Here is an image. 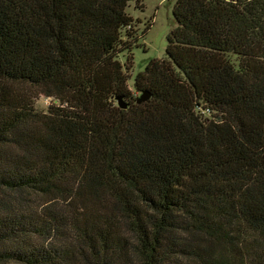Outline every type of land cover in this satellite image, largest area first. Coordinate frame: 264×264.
Listing matches in <instances>:
<instances>
[{"label": "trees", "instance_id": "16d2710c", "mask_svg": "<svg viewBox=\"0 0 264 264\" xmlns=\"http://www.w3.org/2000/svg\"><path fill=\"white\" fill-rule=\"evenodd\" d=\"M129 1L0 0V264H264V0H174L139 103Z\"/></svg>", "mask_w": 264, "mask_h": 264}, {"label": "rangeland", "instance_id": "374dc122", "mask_svg": "<svg viewBox=\"0 0 264 264\" xmlns=\"http://www.w3.org/2000/svg\"><path fill=\"white\" fill-rule=\"evenodd\" d=\"M143 8L137 7L134 0H130L126 11L135 19V33L137 39L130 49L131 63L126 65L128 87L137 94L133 88V79L137 72L144 69L145 63L152 57H164L167 43V34L174 25L172 7L174 0H141ZM127 51L118 54V59L126 64ZM51 99L43 95L37 97L35 104L43 109Z\"/></svg>", "mask_w": 264, "mask_h": 264}, {"label": "water", "instance_id": "95a60500", "mask_svg": "<svg viewBox=\"0 0 264 264\" xmlns=\"http://www.w3.org/2000/svg\"><path fill=\"white\" fill-rule=\"evenodd\" d=\"M149 96V93L147 91H142L136 98V102L139 103L141 101H144ZM117 104L119 107L124 108L127 106V103L123 100L122 96H116Z\"/></svg>", "mask_w": 264, "mask_h": 264}]
</instances>
